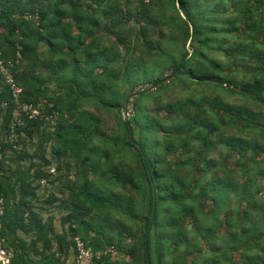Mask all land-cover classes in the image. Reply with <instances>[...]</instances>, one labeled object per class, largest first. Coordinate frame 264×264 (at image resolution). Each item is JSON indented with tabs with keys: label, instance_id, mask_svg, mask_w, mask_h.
<instances>
[{
	"label": "trees",
	"instance_id": "16d2710c",
	"mask_svg": "<svg viewBox=\"0 0 264 264\" xmlns=\"http://www.w3.org/2000/svg\"><path fill=\"white\" fill-rule=\"evenodd\" d=\"M25 12L37 14L38 21L21 19ZM167 29L173 37L178 34L184 46L189 45L190 54L185 49L179 62H171L167 79L155 78L150 70L164 56L161 37ZM16 44L21 46L22 60L13 74L22 88L21 102L52 105L58 121L51 130L44 121L29 122L20 130L24 136L18 139L19 149L1 142L4 212L0 235L13 249L10 264H67L72 257L76 264L77 237L93 252L113 246L120 254L116 259L94 258L91 264H147L146 246L151 264H155L152 248L156 264H196L204 250L219 251L223 244L204 245L199 234L202 227L197 228L200 206L191 200L210 201L211 211L222 201L231 206L239 200L245 206L243 219L231 216L225 235L220 233L222 219L203 232L229 239L226 247L232 254L241 252V264H264V245L259 246L264 234L243 227L245 220L257 227L264 223V210L255 211L264 208V198L259 204L260 188L257 183L255 188L254 176H245V171L240 177L243 180H232L225 162L231 154L237 155L242 168L249 160H263L258 158L264 155V139L232 133L239 126L257 132L264 128L263 0H0V52L4 58L14 55ZM140 44L141 53L154 59L134 58L140 53ZM222 55L227 59L225 65L217 59ZM231 67L246 69L244 80L234 72L223 74ZM140 73L149 75L145 83L153 88H161L171 76L187 75L193 83L218 84L256 101L259 107L255 111L248 105L217 101L209 104V113L199 102L189 100L168 105L154 102L151 110L140 109L136 99L148 94L151 86L146 94L134 93L139 85L121 93L123 83ZM133 96L137 97L130 103ZM87 103L115 118L118 114L117 128L127 134L120 146L101 129L99 117L85 108ZM129 104L133 116L121 119L120 113H128ZM162 112L167 119L160 118ZM221 128L223 132H219ZM142 134L153 139L148 140L150 148ZM261 135L264 137L262 131ZM221 146L226 149L222 151ZM218 147L221 161L216 163L210 155L218 153ZM130 148L135 150L139 172L114 160L120 149ZM179 151L181 158L172 159ZM184 170L189 175L181 173ZM41 181L56 188L46 205L56 204L59 212L65 211L59 231L53 216L43 217ZM142 184L149 187L146 216L138 200ZM153 194L156 205L151 220ZM253 205L259 206L253 209ZM247 209L254 214L248 217ZM18 230L29 239H15ZM219 261L224 263L225 256ZM201 263L219 264L215 259Z\"/></svg>",
	"mask_w": 264,
	"mask_h": 264
},
{
	"label": "rangeland",
	"instance_id": "374dc122",
	"mask_svg": "<svg viewBox=\"0 0 264 264\" xmlns=\"http://www.w3.org/2000/svg\"><path fill=\"white\" fill-rule=\"evenodd\" d=\"M173 28V26H172ZM159 31V30H157ZM165 36L161 37V41H162V45L165 47V53L163 54L164 56L161 58H157L156 62L158 63L156 67H151V74L156 78L158 76H161L164 79H167L171 72H172V68H171V62L174 61L175 63L180 61V58L182 56V54H184L185 49L188 51V53L190 52L189 50V45L186 44V46H184V42L179 38L178 34H176L175 32V36L173 37V34L171 31H169V29L164 31ZM113 38V37H112ZM158 38H160V36H158ZM175 39L174 41H172L171 39ZM114 39V38H113ZM167 39H170V41L167 42ZM163 40H166V42H163ZM111 42H108V44ZM139 47V51L140 53L142 52V44L138 45ZM263 48L264 50V46L261 47V49ZM134 54V58L141 55L143 58H140L139 60L142 59H149L150 61L152 59H154L152 55H148L145 52L141 53V54ZM190 54V53H189ZM160 55V54H159ZM172 59L171 61H169L168 59L170 57ZM217 59L219 62H221L223 65L226 64L227 59L222 55V56H217ZM137 60V59H136ZM191 61V60H190ZM190 64V63H189ZM184 71V70H183ZM234 72V73H233ZM228 73H233V75L241 80H244L243 76L246 75V69L241 68L240 71H236L235 68L231 67L228 70L224 71V75L228 74ZM223 75H221L222 77ZM149 75H147V77L144 76L143 73H140L139 75H135L132 78V81H125L123 83V86L121 87L122 91L121 93L124 94L125 92L130 91V87L131 86H136L139 85L138 88H136L134 90V93H138V92H142L145 91V89L147 87H150V84H146L145 80H148ZM151 77V76H150ZM189 77L187 75L184 76H176V77H170L169 80H164V82L162 83V87L161 88H153L151 86L150 91H148V94H146L147 91H145L144 93L146 95H140L136 100V104L140 109H145L146 110H151L153 107H155L154 102H158L160 103V105H168V104H173L175 102H179V103H183L185 104L186 101L189 100H195L197 103L199 102L200 104H202L203 108H205L206 111H208L209 113L210 111V103L214 104L217 101L219 102H224V103H232L234 105H248L250 107H252L255 111L258 110V105H256L255 103H257L256 101H253L252 99L236 93L234 91L231 90H227L225 88H223L222 86H219L218 84H212V83H193L191 82L190 79H188ZM127 82V83H126ZM186 83V84H184ZM151 94V95H150ZM137 97V96H133L131 98V102L133 103V99ZM188 104V103H187ZM86 109H88L90 112H93L94 114H96L100 121H101V129L107 133V135H109V137L112 140H115L117 142V144L120 146L122 141L126 138L127 134L124 131L123 128H117V124H116V120L118 118V114L115 117H113L111 112H107L103 109L97 111L95 110L94 106L90 103H87L86 105H84ZM188 107V106H187ZM127 110H128V114H126L125 112H121L119 117H121V119H126L128 117H126L127 115H129L130 117L133 116L134 114V109L132 108V105L129 104L127 106ZM215 115V114H214ZM262 115L264 116V110L262 111ZM167 114L165 112H162L160 114V118L161 119H167ZM216 117V116H215ZM264 118L261 119V121H263ZM165 120H163V122L161 121V123H164ZM258 130H261L264 133V128L260 127ZM261 131H254L251 129H242L239 126V129H233L232 133L236 136H239L241 134V136H248V137H261V141L262 139H264V137H262L263 135H261ZM219 132H223L222 128L219 130ZM224 132H226V129H224ZM159 133V134H158ZM158 136H160V132L158 131ZM258 134V135H257ZM162 135V134H161ZM139 137V132L137 130V128H135L134 130V139L137 140ZM143 137V141H147L146 142V147L150 148L148 145V140H153L151 137H149L148 134H142ZM250 139V138H247ZM160 142L162 143V139H158ZM215 140V139H214ZM199 142V141H198ZM97 143L101 145L102 148L106 149V146L102 144V141L97 140ZM195 145V144H194ZM192 146V144H191ZM110 150L112 149L111 146L108 147ZM222 151L225 150V146L224 148L221 146ZM220 147H218L217 152L213 155H210V158L214 159V161L216 163L220 162V158L217 155L219 154V150H221ZM119 153L114 160L115 161H119V162H123L126 163L127 165L136 168V171L139 172L140 169L138 168V161L136 158L135 150L133 148L130 149H120ZM263 157V160H256V161H247L246 164H248L247 166H244V168H242L239 164H238V160H237V155L236 154H231L230 157H226V165L228 168L231 169L232 173H229L228 176L232 177L233 179L236 180H243L242 177L244 172L246 171L247 173L245 174V176H254L253 177V181L255 184V188H256V183H257V187L260 188L261 182L264 178V176H260L261 171H264V155H262L261 157H259L258 159H261ZM181 158V153L179 151V153H175L172 159H178ZM189 173L188 171L184 170L181 173ZM223 173H227L225 170H222ZM202 173H197V178L201 177ZM210 175H207V177H209ZM195 177V180H197ZM252 179V178H251ZM205 181V180H203ZM240 183H243L240 182ZM102 185L104 186H108V182H101ZM141 194L138 196V200L140 201L141 204V210H142V214L143 215H147L148 213V209H149V187L148 185L146 186L145 184H142L141 186ZM55 189V185H47L45 184L44 186H41L39 192H42V194H46V193H50L51 191H54ZM258 198H260L258 196ZM192 203L199 205V210H198V216H199V222H201L200 224L197 225V228H200V236L204 237L203 238V243L204 245H210V248L215 246H221L223 244V248H221V250L219 251H212V250H204L203 253H200L201 255L196 257V264H202L201 262L207 259H210L211 262H213V260H218L219 264H226V262H228L229 260V264H241V252L240 251H234L233 254L231 251H229L227 249L226 246H228L227 241H229V239H226L225 237H221V235H213V236H209L206 233L203 232V228H208L209 226L211 227H215L217 225V223L220 221V219H222L221 221H224V225L221 226L220 229V233H222L223 235L226 234V227H227V221L231 216H236V218H238L239 220L244 218V208L245 206L242 205L239 200H237V202H233L230 206L229 203H225V201L220 202L216 209H214L213 211H211V208H213V205L210 201H203L202 203H198L195 202L193 200H191ZM262 203V197L261 199H259V204ZM206 205L204 209H201V205ZM256 206L259 205H253V209L256 208ZM264 210V208L262 206H259L257 208V210L255 209V211H259L262 212ZM205 212V213H204ZM208 212V213H206ZM226 213L228 215H226ZM247 213H248V217L252 216L254 213L253 211H250V209H247ZM235 218V219H236ZM251 220H245V222L243 223V227L248 228L253 234H256L255 232H257L259 229L260 231L264 234V223L260 222L258 225L259 227L255 226V224H252ZM191 223V221L189 220L187 225L192 227L191 225H189ZM146 222L145 220L142 221V226H145ZM191 229V228H190ZM190 229H188L190 231ZM199 232V231H198ZM153 233V231L151 232ZM191 236H195L193 235V233H190ZM260 245H264V237L262 240L259 241V246ZM182 247V246H181ZM154 248H152V259L153 262L156 264L155 262V254H154ZM253 254L257 255L259 254V251L257 250H252L251 251ZM247 254V253H246ZM225 256V261L224 263H221V257ZM124 258V255H122L119 260H122ZM224 259V258H223ZM190 260V258H189ZM187 260V262L189 261ZM215 264V263H214Z\"/></svg>",
	"mask_w": 264,
	"mask_h": 264
},
{
	"label": "built area",
	"instance_id": "2783aa9c",
	"mask_svg": "<svg viewBox=\"0 0 264 264\" xmlns=\"http://www.w3.org/2000/svg\"><path fill=\"white\" fill-rule=\"evenodd\" d=\"M19 17L25 21H38L37 14L25 12ZM20 51L21 46L16 44L14 55L9 59L4 58L0 52V160L4 152L1 142L13 145L15 149H19L21 146L17 144L18 139H20V136H24V133L20 130L25 128L29 122L36 120L44 121L48 129L51 130L56 127L58 121L57 112L51 110L52 105L48 104L45 107V104L35 105L33 103L21 102L22 88L17 84L13 74V69L22 60ZM126 117H129V115ZM6 118L7 121L5 123ZM258 195L264 198V178L261 182ZM3 211L4 200L0 195V217ZM74 242L76 264H91L94 258L110 257L111 259H116L120 255L113 246H107L103 250L93 252L78 237L74 239ZM12 258L13 249L4 244V240L0 235V264H10Z\"/></svg>",
	"mask_w": 264,
	"mask_h": 264
},
{
	"label": "crops",
	"instance_id": "0c3cea01",
	"mask_svg": "<svg viewBox=\"0 0 264 264\" xmlns=\"http://www.w3.org/2000/svg\"><path fill=\"white\" fill-rule=\"evenodd\" d=\"M51 172H53V170H51ZM58 175L62 176V173H59ZM45 184H47L48 186L51 185L49 183H47L46 181H41L40 182V186H44ZM41 188V187H40ZM40 190V189H39ZM56 192V188L54 189V191H51L50 193H46V194H42V192H39V197H40V203L39 205H41V207H44V210L43 211V217L44 218H47L49 216H53L54 217V223H55V227L56 229L59 231L61 228H60V218L65 214V211H58L56 209V204L53 205V206H47L46 205V199L47 197L51 194V193H55ZM4 212V211H3ZM21 238L22 240H27L29 239V236L28 235H25L24 233H22L20 230H18L16 232V236L14 237L15 239L16 238ZM74 263V258H70L68 263L67 264H73Z\"/></svg>",
	"mask_w": 264,
	"mask_h": 264
},
{
	"label": "water",
	"instance_id": "95a60500",
	"mask_svg": "<svg viewBox=\"0 0 264 264\" xmlns=\"http://www.w3.org/2000/svg\"><path fill=\"white\" fill-rule=\"evenodd\" d=\"M137 145V144H136ZM138 147V145H137ZM155 205H156V199H155V194H153V201H152V211H151V220L153 219V216H154V210H155ZM206 205H201V209H204ZM150 226L151 224H149L148 228H147V232H146V237H145V240L147 241V237L149 235V230H150ZM191 227L188 226V229H190ZM146 260H147V264H151L150 262V255H149V252H148V248L146 246Z\"/></svg>",
	"mask_w": 264,
	"mask_h": 264
}]
</instances>
